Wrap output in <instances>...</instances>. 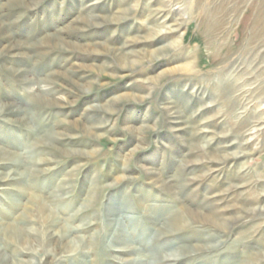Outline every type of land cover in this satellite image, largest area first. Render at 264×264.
<instances>
[{"label":"rangeland","instance_id":"374dc122","mask_svg":"<svg viewBox=\"0 0 264 264\" xmlns=\"http://www.w3.org/2000/svg\"><path fill=\"white\" fill-rule=\"evenodd\" d=\"M0 264H264V0H0Z\"/></svg>","mask_w":264,"mask_h":264},{"label":"bare ground","instance_id":"6f19581e","mask_svg":"<svg viewBox=\"0 0 264 264\" xmlns=\"http://www.w3.org/2000/svg\"><path fill=\"white\" fill-rule=\"evenodd\" d=\"M167 49H168V48H167ZM22 52H23V51H22ZM158 52H159V51H158ZM169 71H170V70H169ZM18 163H19V162H18ZM16 171H17V170H16ZM23 173H24V172H23ZM45 214H46V213H45ZM47 215H49V214L47 213ZM46 217H47V216H46ZM116 225H117V224H116ZM3 230H4V229H3ZM8 230H9V229H8ZM8 230H7V231H8ZM60 231H61V230H60ZM60 234H61V233H60ZM67 243H68V242H67Z\"/></svg>","mask_w":264,"mask_h":264}]
</instances>
